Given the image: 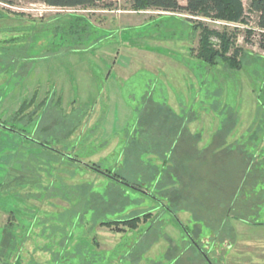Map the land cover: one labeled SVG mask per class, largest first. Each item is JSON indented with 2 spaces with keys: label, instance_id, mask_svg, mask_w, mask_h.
Here are the masks:
<instances>
[{
  "label": "rangeland",
  "instance_id": "374dc122",
  "mask_svg": "<svg viewBox=\"0 0 264 264\" xmlns=\"http://www.w3.org/2000/svg\"><path fill=\"white\" fill-rule=\"evenodd\" d=\"M107 1L112 7L89 9L49 7L35 0L0 2V122L19 128L32 113L34 136H52L55 144H48L88 165L65 161L50 151L17 147L11 142L13 136L0 129V169L8 167L6 180L0 184V226L13 220L3 207L15 212L25 227L29 220L19 216L28 215V209L37 214L44 210L48 226L64 223L59 232L64 237L63 248L54 247L50 254L35 249L32 239L41 244L44 238L30 234L11 262L18 264V256L22 264H50L52 257H70L74 264H110L112 256L106 250L125 238L135 250V239L146 241L151 236L155 240L161 234L145 253L151 257L165 249L167 242L176 243L183 234L173 220L176 217L162 211L155 199H145L140 191L141 204L119 215L148 214L147 221L141 219L133 231L97 223L103 219L100 215L106 218V212L119 208L122 198L115 189L110 191L113 201L109 203L93 194L86 206L93 208V215L89 212L83 221L77 219L76 210L81 212L87 203L81 185L83 191L110 185L107 170L113 162L121 163L126 153L119 165L122 173L131 181L134 175L136 179L143 177V183L133 184L154 185L156 196L166 197L177 207L184 206L185 200L192 209L194 200L204 197V202L214 205L216 200L219 204L232 200L234 207L246 212L250 202L244 193L255 201L262 194L250 210L252 221L262 224L232 220L233 240L227 237L210 255L217 264H264V50L258 46L256 15L247 9V0H243V21L236 25L184 13L134 11L128 9L126 0ZM204 29L234 34L227 53L239 49V68H230L222 59L210 64L197 56ZM209 39L218 47L216 33L212 32ZM35 92L37 97L28 102ZM153 103L177 111L186 119L185 127ZM14 114L18 121L12 123L9 116ZM186 127L190 135L184 141L191 147L195 144L199 149H211L201 158L209 160L210 166H203L202 176L207 177L208 184L204 183L205 188L201 185L199 192L198 185L188 182L196 169L191 163L184 169L178 158L184 153L192 156L193 149L185 147L166 155L168 161L172 155L176 157L169 167L174 180L167 171L157 169L161 162L157 157L164 158L163 151L169 149L164 143ZM6 147L18 148L17 156L26 159L22 170L7 166L11 153ZM141 151L150 152L147 158L157 159L158 167L144 166L139 159ZM64 207H69V214ZM189 211H178L177 216L193 229ZM149 222L157 228L152 235L143 229ZM90 228L95 230L98 249L87 238ZM49 240H59V236ZM78 242L86 247L81 254ZM96 250L104 252L97 254Z\"/></svg>",
  "mask_w": 264,
  "mask_h": 264
},
{
  "label": "trees",
  "instance_id": "16d2710c",
  "mask_svg": "<svg viewBox=\"0 0 264 264\" xmlns=\"http://www.w3.org/2000/svg\"><path fill=\"white\" fill-rule=\"evenodd\" d=\"M34 1V0H29ZM40 3H43L46 6L49 7H58V8H82V9H89V8H97L99 6L110 8L112 7V2H108L107 0H35ZM128 9L134 10V11H142V10H148L153 9L157 11H165V12H172V13H184L187 14L190 17H203V18H209L211 20L213 19H221L226 21H232V22H240L243 21L244 18V2L243 0H184V4H181L179 0H126ZM0 2H8L11 3V0H0ZM247 9L249 12H252L256 15L255 20V28L258 32V46L264 50V0H247ZM208 32L203 30V36L200 38V48L198 51V57L207 62V63H215L217 59H222L226 61L230 68H239L240 64L238 62V56H239V49L234 48L230 54L227 52L229 51L232 40L234 38V34L227 33L226 31L222 32H215L213 30ZM214 32L219 38V45L215 48L212 41L209 39V35ZM73 33V32H72ZM246 40H248L246 38ZM264 81V80H263ZM264 86V84H263ZM49 96H52L49 94ZM54 96V95H53ZM5 97V96H3ZM37 97V94H35L28 99V102H33V100ZM59 98V97H58ZM2 99V98H1ZM26 99V98H25ZM24 99V100H25ZM59 100V99H58ZM26 103V102H23ZM154 105L158 106L159 104L153 103ZM160 108L165 112L171 114L173 117H177L178 121L183 123V126L185 127L186 119L182 117L177 111L172 110L170 107L159 105ZM22 108V107H21ZM20 108V110H21ZM79 110L82 112L85 111L83 106L78 107ZM86 109V108H85ZM32 113L27 114L28 120L27 123L21 124L22 126L19 128H14L13 126H10L8 124H4L0 122V129L7 131L11 136H13V139L11 142L13 144L17 145H24L27 149L26 150H32V151H38V152H47L50 151L53 155L60 157L61 159L65 161H71L79 164L80 162L83 163L80 159L65 153L64 151L58 150L54 147H52L50 143H54L55 139L52 136H49L48 134H44V137L42 138L40 135L37 134V136H34L33 134L36 132L34 130V127L36 125L34 119L31 116ZM24 115V114H23ZM12 123H15L16 120L18 121V118L16 117V114L9 116ZM25 118V116H22V119ZM36 120L39 121V118H36ZM149 123V122H148ZM144 124V123H143ZM150 124V123H149ZM145 125L142 126V129ZM182 128V127H181ZM141 129V130H142ZM29 130H32L30 132ZM46 130V128H45ZM184 131H187L186 133ZM182 134L178 135V133H174L169 140L164 143L165 140H160L161 143H164L165 145L169 146V149L167 151H163L164 158H159L161 162H159L160 168H157L158 165L156 163V160L147 158L146 154H149L150 152H144L141 151L139 155V159L142 161V164L144 166L153 167L162 170L167 171V175L169 178L174 180L173 173L169 171V167H172L174 164V158L176 157L172 155V158L168 161L166 158V155L170 154L169 151H183V149L191 148L194 150V153L192 156L189 155L185 156V153L183 154V157H178L181 159L180 166H182L184 169L186 167H189L188 165L191 163L192 167L196 169L192 175L189 176L188 182L193 185H198L196 188L199 192L200 186L202 185L203 188H205L204 183L208 184V179L205 176H202V172L205 171L203 166H210L207 162L209 160H202L201 158H205V154L207 150L211 149H199L195 144L190 145L189 141H184L186 139L185 137L190 135V131L188 128H183V131H181ZM189 133V134H188ZM184 134V135H183ZM4 136V135H3ZM167 136V135H166ZM55 144V143H54ZM192 144V143H191ZM160 144H158L159 146ZM12 146V145H10ZM130 146V145H128ZM167 146V147H168ZM195 146V147H194ZM9 153H11L9 161L7 166H11L15 169L22 170L24 165H27L26 159L22 160L19 156H17V150H12L9 147L5 148ZM19 151V150H18ZM169 152V153H167ZM213 152V151H211ZM31 153V152H30ZM121 156V163H115L113 162L110 170L108 169V173L106 174V177L110 181V185L103 186L100 185L99 187L92 189L91 187H88L87 191H83V185L82 186V194L84 195V198L87 199V203L83 205V208L80 211L76 210V217L80 221H83L86 217L85 214H88L89 212L93 215V208L92 207H86L89 205V202L91 200V196L93 194L98 195L103 203H109L112 202V196L110 194L111 189H115L118 191V196L122 198L119 204V208L114 211H108L105 213L106 218L102 217L101 215L100 219L97 223H99L100 226L107 227V228H119V225L124 227L126 229L129 228L131 231L138 228L139 224L141 222L144 223L147 221L145 217H148V214H138L134 213L132 216L128 217H120L119 215L125 214L126 211L129 209L130 211L132 209H135L137 207V203H140L139 195L137 194L139 191L144 194V198H151L155 199L157 206L161 208L162 211H167L174 215L176 217L175 221L176 225L179 226L181 232L183 233L180 239L176 241L174 244L166 245L165 249L160 250V253L156 254L154 257H151L150 255H145L146 251H148L152 244L157 242L159 238H162L161 234L155 235L156 239L152 240L150 236V239L141 240L140 242L135 239L134 237V245H136L137 253L135 250H131V246L128 245L129 239H123L122 241H119L118 244L109 251L112 258L110 259V264L119 263V264H141L144 262V264H217V261L214 256L210 255V252L213 251L214 247L216 245L220 246L223 241L228 237L233 240L234 237V230L232 228V220H239L242 223L246 224H262V223H255L252 221V214L250 213L251 208L258 204L260 202L261 196L258 197V201H255V199H252L251 196L247 193H244L245 200L250 202L249 205L246 206V212L245 210L241 211L239 208L234 207L232 204V200L229 201L228 204H225L224 201H222L220 204L216 200L215 205L213 203V206L211 207L210 202H204V197L198 198L194 200L193 208L189 209V204L183 200V205L177 207V205H172L170 201L164 197V196H156L152 191L156 190V187L154 185L150 186H139L136 184H133L137 182V184H141L144 181L143 177L137 176V179L135 175L133 178H135L133 181L127 178L126 174H123L122 168L119 167L120 164H123L126 155ZM217 156V155H216ZM171 157V156H170ZM216 161V160H215ZM84 164V163H83ZM6 166V163L4 164ZM88 166L87 164H84ZM167 165V166H166ZM4 167V166H3ZM117 167V169H116ZM119 167V168H118ZM8 167H6L7 169ZM5 169V171H6ZM94 170H98L97 167L94 168ZM217 169V168H216ZM0 173V184H2L5 180L7 175H5V171L2 169ZM217 172V171H216ZM221 173V171H218ZM224 173V171H223ZM158 174V173H157ZM206 174V173H205ZM196 175V176H195ZM163 176V173H162ZM215 179L217 177L215 176ZM262 179V178H261ZM179 180H176L178 182ZM202 183V184H201ZM146 184V183H145ZM190 187V186H189ZM144 189V190H143ZM163 189V188H162ZM201 190V189H200ZM254 188H252V191ZM1 191V190H0ZM157 191V190H156ZM1 193V192H0ZM137 194V195H136ZM45 195V194H43ZM20 194L18 197L20 198ZM17 197V196H16ZM43 198L41 195L39 198ZM22 198V197H21ZM166 201V202H165ZM176 203V202H175ZM180 204V203H179ZM225 204V205H224ZM232 204V206H231ZM134 205V206H133ZM196 209L199 211H196ZM64 210L67 211L69 214V207H64ZM186 210H192L189 211L191 215V219L194 221V227L193 229H190L187 225V223H183L177 216L178 211H186ZM33 212V213H32ZM137 212V211H136ZM6 213L8 215H11L13 220H10L7 225L11 227L12 229V236L13 241L9 243L8 246H4L2 248L3 252H6L8 255L6 256V259H10L13 255L17 254L20 249H22L23 241L27 236L30 234L41 236V238H44V242L39 244V241L32 239V242L34 243V248L39 249L43 252H48L49 250L54 247H61L63 248L64 244V237L59 234L60 231H62L64 228L62 225L64 223H51L50 226H48V223L45 221V215L46 212L41 209L40 214H37L36 211H32L28 209V212H26L28 215L31 214V216L28 215H21L19 217H23L25 219L29 220V225L22 226L17 221L16 217H18L15 212L12 210H7ZM41 214L43 217H41ZM162 214V213H161ZM16 216V217H15ZM142 216V217H141ZM162 220L163 218L160 217ZM143 219V220H141ZM160 219V220H161ZM158 220V221H160ZM152 221H155L153 218ZM151 221V222H152ZM13 222V224H11ZM149 222L146 227L143 229L146 230L145 233H150L152 235L153 231H156L157 228L155 225L151 224ZM84 224V223H83ZM159 226L158 224H156ZM80 226L82 227V223H80ZM36 227L39 228V230H36ZM202 227L205 228V230H202ZM123 229V228H121ZM89 232H91V236L88 235L87 238L93 242L96 249L97 244L95 240V236H93L94 231L93 228L87 229ZM49 231V232H48ZM84 231H86L84 229ZM151 231V232H150ZM87 232V231H86ZM146 233V234H147ZM159 233V232H158ZM157 233V234H158ZM163 234V232H161ZM84 234V233H83ZM134 234V233H133ZM86 235V234H84ZM53 236H59V240L51 241L48 243V238ZM154 236V237H155ZM207 238L205 242H203L204 238ZM166 239L165 237H163ZM163 239V240H164ZM130 246V247H129ZM231 246L230 244L227 245ZM78 249L79 253L81 254L86 247L78 242ZM104 250H96V253H102ZM50 254V253H49ZM115 254V255H113ZM132 255V256H130ZM18 264H22L20 257L18 256ZM50 264H74V260L70 257L68 258H51ZM79 260H83L80 258ZM79 264H83L79 263Z\"/></svg>",
  "mask_w": 264,
  "mask_h": 264
},
{
  "label": "crops",
  "instance_id": "0c3cea01",
  "mask_svg": "<svg viewBox=\"0 0 264 264\" xmlns=\"http://www.w3.org/2000/svg\"><path fill=\"white\" fill-rule=\"evenodd\" d=\"M181 4H184V3H181ZM2 209L7 211V209L4 207ZM10 230H12V229L8 225L7 226L6 225L0 226V264H6V263L7 264H15L14 261L11 262L12 257H10V259H6V256L8 254L6 252L2 251V248L4 246H8L9 243L11 241H13V237L12 238L10 237V235H12V234H10L11 233Z\"/></svg>",
  "mask_w": 264,
  "mask_h": 264
},
{
  "label": "built area",
  "instance_id": "2783aa9c",
  "mask_svg": "<svg viewBox=\"0 0 264 264\" xmlns=\"http://www.w3.org/2000/svg\"><path fill=\"white\" fill-rule=\"evenodd\" d=\"M215 21V23H218V24H222V25H236V23L235 22H228V21H221V20H214Z\"/></svg>",
  "mask_w": 264,
  "mask_h": 264
}]
</instances>
